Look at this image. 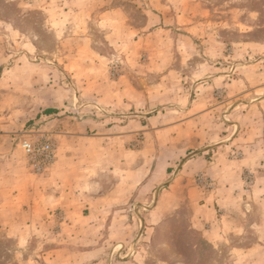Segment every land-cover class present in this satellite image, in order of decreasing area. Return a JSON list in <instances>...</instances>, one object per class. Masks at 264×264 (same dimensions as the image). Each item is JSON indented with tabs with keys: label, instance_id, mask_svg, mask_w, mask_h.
<instances>
[{
	"label": "rangeland",
	"instance_id": "obj_1",
	"mask_svg": "<svg viewBox=\"0 0 264 264\" xmlns=\"http://www.w3.org/2000/svg\"><path fill=\"white\" fill-rule=\"evenodd\" d=\"M262 59L264 0H0V205L51 206L61 152L80 187L0 213V264H264V161L212 176L198 159L264 99Z\"/></svg>",
	"mask_w": 264,
	"mask_h": 264
},
{
	"label": "crops",
	"instance_id": "obj_2",
	"mask_svg": "<svg viewBox=\"0 0 264 264\" xmlns=\"http://www.w3.org/2000/svg\"><path fill=\"white\" fill-rule=\"evenodd\" d=\"M262 61H264V59H262L259 64H256L253 67V69L264 70V62ZM249 67L251 68V66ZM245 70L246 69H244L243 71L244 73H246ZM260 74L262 75H259V77L264 79V72ZM247 83H248L247 80H245L244 78H241V80L239 79L236 80L235 82L229 85V88L227 89L228 95L237 98L238 95L243 94ZM247 107L249 109L247 111L248 113L246 114L247 115L246 119L248 118L247 123L250 122L248 123V126L246 121L244 120L236 123V129H235V131H237L236 136L233 137V135L235 134L234 131V133H232L233 135H230V137L227 139L229 140L228 143L227 144L225 143V145L221 147L220 150H223L222 153L219 150L213 162L209 161L208 157L205 156L198 158L200 165H202V167H206L205 170L207 174L213 176V174L219 170L226 173L227 172L231 173V169L234 168L235 169L232 172H234L235 174H241V172H243L246 169V167H257L258 165H261L262 161H264V99L262 98H259L258 100L256 99L255 102L251 104V106H247ZM77 131H73L76 133L75 134L76 138H81L82 136L78 135L79 133H77ZM230 138L233 140L231 141ZM233 147H238L239 150H243L242 159L238 161L230 160L231 150ZM59 156L60 158H58L56 165L53 167L54 168L53 171L55 174L63 173L62 175L59 176H68L65 167L71 166V162L75 160V154H69L68 156L67 153L61 152L59 153ZM215 169L218 170L215 171ZM49 176L55 177L54 174H50ZM59 176L58 175L56 176V178L59 179V182H56L54 187L53 188L51 187L47 191L48 193L50 192L54 193L52 194V198H51L52 199L51 206L37 202L36 198L34 197H30V199L28 197L27 201H22L20 195L17 194L15 197H12V199H9L10 200L9 205H3V204L0 205L1 209L4 208V211L0 210V213L4 212L5 214V217L2 220L4 222L9 220V218L12 217L11 216L12 213L14 214V211L15 214L17 213L21 215L25 205L29 207L31 212L34 210L33 212H35L36 214L38 212L39 213L43 212V210L46 209L47 207H51L52 209H55V208H60L59 206L61 207L68 206L71 196L73 195V193L76 192V190L78 191L80 187H74L72 184L67 183L66 180L65 182L64 180H60L61 178ZM224 188L227 189V185H224ZM209 198L210 197L206 198L207 205L204 207H206L207 210L206 212L210 216V218L207 220L208 223L211 225L213 232L217 226V222L215 223V219H214L216 217V209L214 205L215 204L218 205L219 203L218 201H216V199H213L212 201L213 203H211V199ZM216 198L218 199V197ZM6 208L9 209L7 213H6L7 210ZM214 235L216 236V234L214 233L210 234V237L214 238Z\"/></svg>",
	"mask_w": 264,
	"mask_h": 264
},
{
	"label": "built area",
	"instance_id": "obj_3",
	"mask_svg": "<svg viewBox=\"0 0 264 264\" xmlns=\"http://www.w3.org/2000/svg\"><path fill=\"white\" fill-rule=\"evenodd\" d=\"M24 146H25L28 153L35 155V156H38V157L42 156L43 159H45V161H47V162H49L53 159L54 148H53V145H51L49 143H46L45 145L40 146V147H36V146H33L32 144L26 142L24 144Z\"/></svg>",
	"mask_w": 264,
	"mask_h": 264
},
{
	"label": "trees",
	"instance_id": "obj_4",
	"mask_svg": "<svg viewBox=\"0 0 264 264\" xmlns=\"http://www.w3.org/2000/svg\"><path fill=\"white\" fill-rule=\"evenodd\" d=\"M45 113L46 114H54V113H57V112H56V110L50 109V110L45 111Z\"/></svg>",
	"mask_w": 264,
	"mask_h": 264
}]
</instances>
